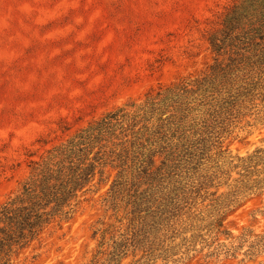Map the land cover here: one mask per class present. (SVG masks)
<instances>
[{"label": "rangeland", "instance_id": "1", "mask_svg": "<svg viewBox=\"0 0 264 264\" xmlns=\"http://www.w3.org/2000/svg\"><path fill=\"white\" fill-rule=\"evenodd\" d=\"M236 1L0 0V208L20 196L50 151L91 124L111 114L131 117L167 91L191 87L230 60L239 61L234 41L226 38ZM246 104L223 138L232 155L264 146V101ZM123 125L126 129V121ZM175 129L164 132L167 142L177 141ZM133 130L121 134L128 139L125 145L134 142ZM164 139L135 142L143 146L142 160L151 157L150 149H160L152 156L154 179L139 190L159 191L169 180L187 179L182 150L175 144L159 148ZM98 150L89 156L101 159L72 209L50 218L12 254L11 264H91L96 232L114 217L108 199L122 147L110 141ZM223 224L233 235L245 228L263 231L264 195L228 212ZM205 252L179 264H261L263 259L214 260ZM130 262L128 257L123 264Z\"/></svg>", "mask_w": 264, "mask_h": 264}, {"label": "trees", "instance_id": "2", "mask_svg": "<svg viewBox=\"0 0 264 264\" xmlns=\"http://www.w3.org/2000/svg\"><path fill=\"white\" fill-rule=\"evenodd\" d=\"M228 16L226 38L234 41L239 61L230 60L191 87L167 91L131 117L105 116L50 151L20 196L0 208V264H11L12 254L31 242L50 218L72 209L93 177L94 162L101 159L89 156L92 149L98 148V154L110 141L122 147L116 153L120 171L108 199L114 217L96 232L91 264H123L128 257V264H179L205 250L208 259L262 257L264 264V230L245 228L233 235L223 224L228 212L264 195V146L232 155L223 140L246 103L264 101V0H237ZM172 128L175 143L167 142L164 133ZM129 129H134V142L128 146L121 134ZM157 135L164 141L151 144L180 147L187 179L169 180L159 191L154 186L139 190L154 179L152 156L160 149H150L151 157L142 160L143 146L135 142Z\"/></svg>", "mask_w": 264, "mask_h": 264}]
</instances>
